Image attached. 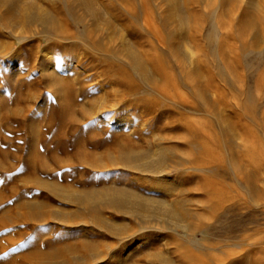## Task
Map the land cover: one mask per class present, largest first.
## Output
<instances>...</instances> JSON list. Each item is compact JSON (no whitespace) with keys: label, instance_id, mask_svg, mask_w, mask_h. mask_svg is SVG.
Masks as SVG:
<instances>
[{"label":"rangeland","instance_id":"obj_1","mask_svg":"<svg viewBox=\"0 0 264 264\" xmlns=\"http://www.w3.org/2000/svg\"><path fill=\"white\" fill-rule=\"evenodd\" d=\"M0 264H264V0H0Z\"/></svg>","mask_w":264,"mask_h":264},{"label":"bare ground","instance_id":"obj_2","mask_svg":"<svg viewBox=\"0 0 264 264\" xmlns=\"http://www.w3.org/2000/svg\"><path fill=\"white\" fill-rule=\"evenodd\" d=\"M32 17L34 18L33 15L30 16V18H32ZM49 19L50 18H48V16L46 15L44 17L42 16L39 20L42 23H45V22H48ZM144 157L148 158V154L143 155V156H139L137 158L136 157L131 158L132 159V160H130L131 166L134 169L139 170V171L144 172V173H152V172L155 173V171L157 172V166L159 165L158 163H159L160 160L155 159V161H153L151 159H148V160H146L144 162L143 161H140ZM197 168H194V169H197ZM192 169H191V171H193ZM162 176L164 178V181L166 180V178H168L166 175H162ZM159 179H161V178L159 177ZM157 180H158V178H157ZM159 182H161V181H159ZM171 183H174V182L171 181L169 183L170 184L169 186H172ZM158 184H156V185H158ZM156 187H155V189H156ZM160 188L158 187V190H161ZM163 188H165V186ZM166 188H167V186H166ZM166 188L163 189V190L166 191ZM124 192H122V193L121 192L120 193L119 192L118 193H114V195H110V196L106 197L104 201L107 204H109L111 206H114L116 208H121L122 207V208L125 209V207H127V209L133 210L135 213L140 214V215H141L142 212H147V215H146L147 217H152L154 219H156V218H162V219H165L168 223H171L173 225H175V224L178 225L177 215L174 213V211L171 208V206L167 205L164 200H162V199H156V201H153V199H151V198H144V197L135 196V195L130 196V195L126 194V192L125 193ZM152 202H154V204ZM108 224L106 225V227H108ZM107 254H108V252H107ZM107 254H105V258H106V255ZM112 255H113V253H112ZM110 258H112V257H110ZM119 258H120V256H119Z\"/></svg>","mask_w":264,"mask_h":264}]
</instances>
